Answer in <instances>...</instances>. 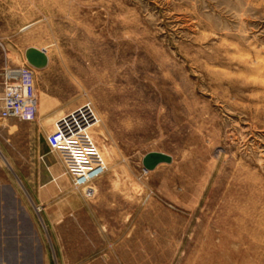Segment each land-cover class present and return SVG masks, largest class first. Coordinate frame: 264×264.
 Here are the masks:
<instances>
[{
    "label": "rangeland",
    "instance_id": "obj_1",
    "mask_svg": "<svg viewBox=\"0 0 264 264\" xmlns=\"http://www.w3.org/2000/svg\"><path fill=\"white\" fill-rule=\"evenodd\" d=\"M26 69L38 112L0 123V173L58 189L24 209L34 262L264 264V0H0V97Z\"/></svg>",
    "mask_w": 264,
    "mask_h": 264
},
{
    "label": "crops",
    "instance_id": "obj_2",
    "mask_svg": "<svg viewBox=\"0 0 264 264\" xmlns=\"http://www.w3.org/2000/svg\"><path fill=\"white\" fill-rule=\"evenodd\" d=\"M7 121L4 124L5 128L12 124V120ZM2 173H0V264H39V259L35 258L34 262L31 253L34 249L37 251L39 249L40 234L32 230L29 221L31 212L24 209L53 207L57 202L58 189L50 180L52 177L50 173L47 180L42 181L39 169L36 173L35 170L34 172L17 170L16 175L24 181L29 195L25 200L22 189L8 184V176L5 171ZM25 253L29 254L30 258L22 260Z\"/></svg>",
    "mask_w": 264,
    "mask_h": 264
},
{
    "label": "built area",
    "instance_id": "obj_3",
    "mask_svg": "<svg viewBox=\"0 0 264 264\" xmlns=\"http://www.w3.org/2000/svg\"><path fill=\"white\" fill-rule=\"evenodd\" d=\"M9 75L11 77L10 73ZM4 86L5 90L0 97V123L11 119H18L22 122H33L37 115V97L33 71L26 69L18 73L14 81H4ZM61 137H63L61 131L51 134L48 137L49 147L57 149L60 143H64V139L61 140ZM89 183L91 182L82 186L89 185ZM86 192L89 195H93V189L90 187H87Z\"/></svg>",
    "mask_w": 264,
    "mask_h": 264
},
{
    "label": "water",
    "instance_id": "obj_4",
    "mask_svg": "<svg viewBox=\"0 0 264 264\" xmlns=\"http://www.w3.org/2000/svg\"><path fill=\"white\" fill-rule=\"evenodd\" d=\"M25 58L31 66L40 70L45 69L48 65L46 53L37 48H28L25 52ZM171 163V156L159 152L149 153L142 160L143 167L147 171H153L161 164Z\"/></svg>",
    "mask_w": 264,
    "mask_h": 264
},
{
    "label": "bare ground",
    "instance_id": "obj_5",
    "mask_svg": "<svg viewBox=\"0 0 264 264\" xmlns=\"http://www.w3.org/2000/svg\"><path fill=\"white\" fill-rule=\"evenodd\" d=\"M31 48H34V47H31ZM35 69H37V68H35ZM38 70H40V69H38ZM34 81H35V76H34ZM36 88V87H35ZM36 97H37V95H36ZM36 109L38 110V107L36 106ZM38 112V111H37ZM11 120H14V119H11Z\"/></svg>",
    "mask_w": 264,
    "mask_h": 264
}]
</instances>
